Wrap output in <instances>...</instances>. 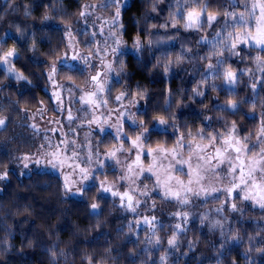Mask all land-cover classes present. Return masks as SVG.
Wrapping results in <instances>:
<instances>
[{"label": "clouds", "instance_id": "obj_1", "mask_svg": "<svg viewBox=\"0 0 264 264\" xmlns=\"http://www.w3.org/2000/svg\"><path fill=\"white\" fill-rule=\"evenodd\" d=\"M0 264H264V0H0Z\"/></svg>", "mask_w": 264, "mask_h": 264}]
</instances>
